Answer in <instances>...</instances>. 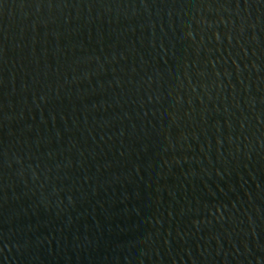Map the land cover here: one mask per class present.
Wrapping results in <instances>:
<instances>
[{
	"label": "water",
	"instance_id": "1",
	"mask_svg": "<svg viewBox=\"0 0 264 264\" xmlns=\"http://www.w3.org/2000/svg\"><path fill=\"white\" fill-rule=\"evenodd\" d=\"M0 264H264V0H0Z\"/></svg>",
	"mask_w": 264,
	"mask_h": 264
}]
</instances>
